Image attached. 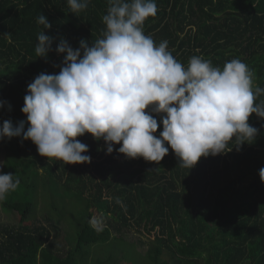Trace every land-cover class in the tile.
<instances>
[{"label":"trees","instance_id":"1","mask_svg":"<svg viewBox=\"0 0 264 264\" xmlns=\"http://www.w3.org/2000/svg\"><path fill=\"white\" fill-rule=\"evenodd\" d=\"M155 3L156 16L142 27L156 45L166 40L185 67L193 56L220 68L238 58L252 72L253 92L264 89V0ZM108 7V0H88L72 13L67 0H0V117L27 120L21 111L27 86L42 72L59 73L60 39L73 49L82 39L91 47L104 38ZM41 14L52 25L44 30L53 37L47 57L35 52ZM255 103L264 104V93ZM145 111L157 119L159 138L163 114ZM248 123L258 129L254 140L230 141L224 153L191 168L166 142L168 154L157 163L127 158L116 151L119 144L107 154L103 139L85 133L76 139L88 146L83 154L91 162L65 164L41 156L30 139H3L2 173L19 180L3 207L21 219L0 226V264H264V118L253 113ZM94 211L104 227L94 225ZM134 226L155 233L144 255L127 239Z\"/></svg>","mask_w":264,"mask_h":264},{"label":"clouds","instance_id":"2","mask_svg":"<svg viewBox=\"0 0 264 264\" xmlns=\"http://www.w3.org/2000/svg\"><path fill=\"white\" fill-rule=\"evenodd\" d=\"M72 13L88 7V0H67ZM104 38L89 47L85 40L73 49L61 38L55 48L64 54L58 74H38L27 86L21 111L27 120L16 125L5 120L0 139L31 140L41 156L65 164L90 163L88 146L76 138L89 133L103 139L107 154L142 157L160 162L171 147L183 167H193L201 157L225 152L230 141L254 140L258 129L249 123L255 113L264 118V104L255 103L264 89L253 92L252 72L240 59L223 68L201 56L187 67L168 50V42L156 45L145 35L143 24L157 14L155 0H108ZM43 30L35 52L47 57L52 25L43 14ZM83 53V54H82ZM4 102H0V107ZM10 108V106H9ZM163 114V131L157 138V119L146 112ZM25 123L29 126L25 131ZM264 182V168L259 170ZM19 180L0 173V199L14 191Z\"/></svg>","mask_w":264,"mask_h":264},{"label":"rangeland","instance_id":"3","mask_svg":"<svg viewBox=\"0 0 264 264\" xmlns=\"http://www.w3.org/2000/svg\"><path fill=\"white\" fill-rule=\"evenodd\" d=\"M4 66L1 67V70H3V68H5ZM1 113H3V112L0 111V114ZM17 116H19V115L17 113H15L9 119L0 117V127H2L3 122L5 120H11L13 122V124L16 125L17 124V121H16ZM5 138H3V139H5ZM3 139H0V173L3 172V166H4V162L6 160V151H5L6 147L2 143ZM46 159H47V157H46ZM94 214H95L94 220H93L94 225L98 228L104 227L105 221L102 218V215L100 213H98L97 211H94ZM40 218H41V215H40ZM20 219H21V213L9 211V210L7 211L3 207V199H0V226H3V225L18 226L20 224ZM62 233L67 234V235L72 234L71 231L67 232L65 230H63ZM64 234H62V235H64ZM127 236H128L127 239L130 242V244H135L137 249L139 250V252L142 255H144L148 251L150 242L155 237V233L149 234V233H147V231H145L143 229V226H134L133 229H131V231L128 233ZM67 240H69L68 237H67ZM139 240L143 241L144 245H141L140 243H138ZM62 243H63V245H66L69 243V241H68V243L66 241H63ZM144 262H145V264H151L147 259H145ZM126 264H128V263H126ZM130 264H131V260H130Z\"/></svg>","mask_w":264,"mask_h":264}]
</instances>
